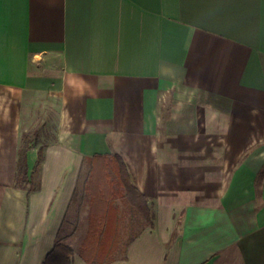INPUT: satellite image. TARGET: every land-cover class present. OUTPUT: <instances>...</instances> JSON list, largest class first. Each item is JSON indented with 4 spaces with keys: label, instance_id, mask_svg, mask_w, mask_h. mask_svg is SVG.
<instances>
[{
    "label": "crops",
    "instance_id": "obj_1",
    "mask_svg": "<svg viewBox=\"0 0 264 264\" xmlns=\"http://www.w3.org/2000/svg\"><path fill=\"white\" fill-rule=\"evenodd\" d=\"M50 104L29 192L21 138ZM116 152L156 220L112 264H264V0H0V264H43L86 158Z\"/></svg>",
    "mask_w": 264,
    "mask_h": 264
},
{
    "label": "trees",
    "instance_id": "obj_2",
    "mask_svg": "<svg viewBox=\"0 0 264 264\" xmlns=\"http://www.w3.org/2000/svg\"><path fill=\"white\" fill-rule=\"evenodd\" d=\"M41 129L24 131L19 148L15 186L29 192L40 187L41 165L47 141H41ZM39 142L38 157L31 172L28 152ZM88 167L84 191L89 195L88 229L80 255L91 264H112L126 259L128 247L147 227H154L156 203L138 187L123 152L94 154L85 160ZM77 195V194H76ZM72 198L54 248L43 264H70L74 253L68 239L80 224L81 205Z\"/></svg>",
    "mask_w": 264,
    "mask_h": 264
},
{
    "label": "rangeland",
    "instance_id": "obj_3",
    "mask_svg": "<svg viewBox=\"0 0 264 264\" xmlns=\"http://www.w3.org/2000/svg\"><path fill=\"white\" fill-rule=\"evenodd\" d=\"M170 97L169 95L167 96V100L165 102V106L167 107L169 105V100ZM45 104V103H44ZM40 106V107H44ZM48 107V108H47ZM54 108H56V106L50 104L49 106L46 105V110H48V112H44L45 109L41 108L39 110V114L38 116H34V119L36 117V121H38V124H34V128H39L42 131V137H41V141L43 142H49L51 140H53L56 136V130H57V126H56V117H55V112H54ZM49 122V124H48ZM48 124V125H47ZM33 128V127H32ZM86 171L83 175V179L80 182V190L76 195V201L74 203V207H77L78 205H81V216H83L84 211L88 210V203H89V195L87 192L84 191V185H85V181L87 178L86 177ZM85 230V227H82V230L79 232L78 236H83V232ZM78 243V242H77ZM77 243L75 244L77 246Z\"/></svg>",
    "mask_w": 264,
    "mask_h": 264
}]
</instances>
